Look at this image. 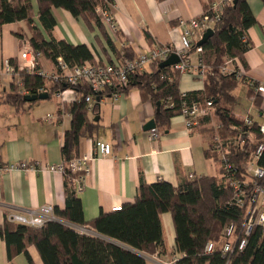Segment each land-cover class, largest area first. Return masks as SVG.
Instances as JSON below:
<instances>
[{"label":"trees","instance_id":"16d2710c","mask_svg":"<svg viewBox=\"0 0 264 264\" xmlns=\"http://www.w3.org/2000/svg\"><path fill=\"white\" fill-rule=\"evenodd\" d=\"M35 1L39 28L30 0H0V29L3 25L23 21L29 28L31 46L51 63L55 64L61 57L69 65L93 64V56L85 45H70L50 36L56 24L52 9H64L87 25L94 24L104 34V26L95 9L106 8L108 0ZM261 2L264 8V0ZM255 25L257 22L247 0H236L235 5L232 2L223 8L220 19L212 25L213 36L201 46L202 61L209 68L202 91L183 95L179 90L180 74L171 67L159 69V63L151 64L149 71L130 75L125 88L119 90L125 93L136 88L144 99L151 101L155 109V129L159 133L167 129L172 117L179 115L181 102L211 100L212 118L199 121L208 136L206 156L216 164L217 175L193 177L178 187L164 181L150 185L141 183L132 203L122 206L121 211L101 212L89 221L84 219L81 201L72 188L67 164L80 155L81 141L91 137L97 127L88 115L96 113L99 103H94L89 112L86 96L101 99L111 90L95 94L86 86L56 85L38 75L22 73V89L28 92L27 95L40 94L39 89L44 88L50 98L58 89H72L78 100L62 110L71 116L70 129L64 133L60 149L65 168L62 173L65 176V208L54 210L57 220L48 221L40 228L13 223L6 216L0 226V238L6 244L8 262L11 264L16 255L23 254L29 264H33L27 252V247L33 245L43 264H147L146 256H161L164 246L161 216L169 213L174 226L175 252L181 254L175 264H264V233L259 226L252 229L241 252L237 249L229 253L222 251L227 241L224 229L228 224H234L231 242L236 244L243 236L242 223L252 204L248 199H244L243 207L231 203L232 187L224 175L221 153L215 149V137H218L222 141V153L229 157L233 167L239 168L240 174L241 163L248 159V151L264 143L258 130L259 123L254 121L251 126H246L234 113L238 103L234 91L238 85L247 84L246 80H238L231 74L221 75L227 59L238 58L246 68L243 55L252 48L247 31ZM196 44L192 45V52H195ZM10 62L16 65L14 61ZM213 74L220 76L217 78ZM245 86L249 87L251 97L257 84ZM25 96L12 84L9 92L0 95V104L19 109L26 103ZM260 102L256 97L254 105L258 106ZM212 119L219 123L218 127L211 124ZM229 140L231 142L227 143ZM260 164L264 165V154ZM77 228L86 232L81 233ZM208 242L213 243V251L206 254L204 248Z\"/></svg>","mask_w":264,"mask_h":264},{"label":"crops","instance_id":"0c3cea01","mask_svg":"<svg viewBox=\"0 0 264 264\" xmlns=\"http://www.w3.org/2000/svg\"><path fill=\"white\" fill-rule=\"evenodd\" d=\"M30 1L35 24L39 28L36 1ZM210 1L114 0L109 14L116 31L112 32L103 24L104 34L94 24L89 26L70 12L53 8L56 24L50 36L70 45H85L93 56L94 64H112L123 57L136 58L155 46H178L182 31L177 26L178 19L188 21L200 17ZM247 2L257 25L247 31L252 48L243 55L246 68L242 67L246 79L258 85L264 81V8L261 0ZM29 37V28L23 21L1 26L0 95L9 92L13 82L3 72L4 61L16 62L19 52L30 44ZM45 38L48 39L46 33ZM197 57L198 54L191 51L192 64ZM39 69L53 71L54 64L42 56ZM149 70L150 66L144 71ZM203 89L204 80L200 77L180 75L181 93ZM50 99L54 100L53 104L47 103ZM77 100L76 92L65 90L61 98L52 95L47 100L26 102L19 109L0 104V168L22 161L28 165L37 164L35 168L26 170L0 171V226L12 211H32L45 205H51L57 211L64 210L65 176L59 171H50L49 166H58L62 162L60 149L71 122V116L62 110ZM260 100L258 106L254 105L255 113L249 112L254 121L264 123V100ZM154 114L151 101L144 99L136 88L121 93L116 100L108 96L99 99L96 113H89L91 120L98 117L94 122L97 127L91 137L81 141L79 154L91 153L95 140L109 143L112 152L110 156L96 157L89 162L85 188L78 195L86 221L96 218L101 212H111L113 207L132 203L141 183L150 185L164 181L178 187L190 175H217L216 164L206 156L208 136L200 121L188 129L182 116H174L167 129L160 131L159 138L150 141L143 126L154 119ZM161 221L164 244L161 259L170 260L179 255L175 252L171 215L164 213ZM27 252L33 264H43L33 245L27 247ZM0 264H10L6 244L1 238ZM11 264L29 262L25 255L19 254Z\"/></svg>","mask_w":264,"mask_h":264},{"label":"built area","instance_id":"2783aa9c","mask_svg":"<svg viewBox=\"0 0 264 264\" xmlns=\"http://www.w3.org/2000/svg\"><path fill=\"white\" fill-rule=\"evenodd\" d=\"M108 0L107 7H97L95 12L102 24H104L112 32L116 28L112 22L109 14V8L112 6ZM234 0H211L206 11L198 18H192L188 21L178 19V27L182 29L179 35V45H163L155 46L149 49L146 53H140L136 58L123 57L119 61L112 64L100 65L92 63H84L81 65H69L61 57L56 59L53 71H46L39 69V60L43 56L41 52L36 51L30 44L26 45L18 54L16 58V65L10 61H4L3 72L9 75L13 82L12 84L18 88L19 93L27 95L28 92L22 89L21 74H35L56 85H65L68 87H78L79 85L88 87L92 93H102L105 90H111L109 94L113 100H116L121 92L120 88H125L128 77L143 72L147 67L153 63H160L166 60L171 54H176L179 57V62L171 68L177 71L180 75L195 74L197 77L205 80L209 68L203 63L201 58L202 48L197 47L195 52L198 54L197 60L194 64L191 63L190 53L194 42L201 40L203 34L212 29L221 17L223 8L231 4ZM195 44V43H194ZM264 48V41H263ZM233 75L236 79H245L249 85L250 83L245 77V71L240 64L238 58L227 59L224 66L221 68V75ZM212 76L219 78L220 75L213 74ZM72 90V89H67ZM74 91V90H73ZM39 93L46 92L44 88H40ZM64 91L57 90L53 92V96L61 98ZM75 92V91H74ZM184 95V93H183ZM105 97V96H103ZM264 100V81L259 83L251 97L252 103L255 98ZM95 99L91 95L86 96L85 103L90 112L93 108ZM179 115L185 119V124L188 129L197 125L199 119L211 117L213 115V106L211 100L205 101H183L179 106ZM250 109L241 118L244 120L246 126H251L254 119L250 115ZM216 124H218L216 126ZM216 127L219 123H214ZM214 126V127H215ZM259 133L264 138V123H259ZM159 132L156 129L148 131V139L150 141L159 138ZM229 140L227 143H230ZM215 149L221 153V163L224 167V175L227 182L232 187L233 196L231 203L238 207H243L245 201L248 199L252 206L246 210V219L242 223V234L240 240L236 244H232L231 238L233 236L234 224L227 225L225 230L226 243L223 244V253H229L233 249L242 251L247 243V237L250 235L255 226H259L264 233V165L260 161L264 154V143H259L257 148L248 151V159L241 163V171L239 174L238 167H233L228 156L222 153V141L215 137ZM112 147L109 143L95 140L93 141V149L91 153L82 154L71 159L68 164L70 172V181L74 192L79 195L84 191L85 176L89 173V162L96 157L110 156ZM37 164L28 165L22 161L11 163L6 167L0 168V171L12 172L17 170H26L28 167L35 168ZM64 165L49 166L50 171L64 172ZM240 176H244L240 178ZM193 178L192 175L189 179ZM122 206L113 207L112 211H121ZM9 221L17 224H23L34 228L42 227L48 221H56L54 208L51 205H45L32 211H12L7 215ZM81 233L86 232L82 228H77ZM213 251V243L208 242L205 245L204 252L209 254ZM181 254L175 255L170 260H162L159 255L146 256L147 264H175L180 258Z\"/></svg>","mask_w":264,"mask_h":264},{"label":"water","instance_id":"95a60500","mask_svg":"<svg viewBox=\"0 0 264 264\" xmlns=\"http://www.w3.org/2000/svg\"><path fill=\"white\" fill-rule=\"evenodd\" d=\"M236 4V0L233 1V5ZM214 34V31L212 29H208L202 36L201 40L197 42L196 46L197 47H201L203 44H205L209 38H211ZM179 62V57L176 54H171L166 60L160 62L158 64V68L162 69V68H167V67H172L175 64H177ZM65 86V85H64ZM108 97H110L109 95H107ZM49 98V95L47 94V92H43L37 95H26L24 97V101L27 103H33V102H37V101H43V100H47ZM96 103H99V98H95ZM156 106H159V103H157ZM98 120V117L94 118V122H96ZM156 128V124H155V120L151 119L149 120L144 126H143V131L148 132L150 130H153Z\"/></svg>","mask_w":264,"mask_h":264},{"label":"rangeland","instance_id":"374dc122","mask_svg":"<svg viewBox=\"0 0 264 264\" xmlns=\"http://www.w3.org/2000/svg\"><path fill=\"white\" fill-rule=\"evenodd\" d=\"M239 62H240V60H239ZM240 64L242 65L241 62H240ZM234 94L237 96V99H238V103H237V106H236L235 111H234L235 114H237L238 116H244L249 109L252 110V112L254 111V113H255L256 108L254 107V103H252V101H251L252 96L251 97L249 96L248 89L245 85H243V86L238 85L237 89L234 91ZM47 103L53 104L54 100L50 99L47 101ZM212 122H211V124L213 126H215L214 123H217V121L215 119H212ZM217 125L218 124H216V126Z\"/></svg>","mask_w":264,"mask_h":264}]
</instances>
